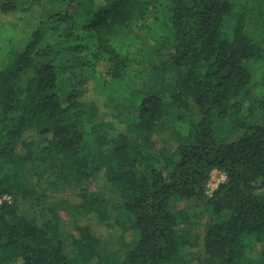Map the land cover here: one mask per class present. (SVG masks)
I'll list each match as a JSON object with an SVG mask.
<instances>
[{
  "label": "trees",
  "instance_id": "1",
  "mask_svg": "<svg viewBox=\"0 0 264 264\" xmlns=\"http://www.w3.org/2000/svg\"><path fill=\"white\" fill-rule=\"evenodd\" d=\"M257 64L264 0H0V264H264Z\"/></svg>",
  "mask_w": 264,
  "mask_h": 264
},
{
  "label": "rangeland",
  "instance_id": "2",
  "mask_svg": "<svg viewBox=\"0 0 264 264\" xmlns=\"http://www.w3.org/2000/svg\"><path fill=\"white\" fill-rule=\"evenodd\" d=\"M35 15L31 14L29 20H28V24L31 25V24H34L35 22V18H34ZM2 19H4V21H7L9 18H10V15L8 16H4V17H1ZM10 23V22H8ZM13 24V22H11V25ZM28 26V25H27ZM16 32H19L20 35H24L26 30L22 29V31L20 30H16ZM264 73L263 71V68H262V64H257L256 65V84L258 85L257 88H260L263 81L261 79V76L262 74ZM162 138H166V140L168 142H171V139L168 135H162ZM211 176L215 178V180H217L219 177H220V174H213V172L211 173ZM97 183H103V180L102 179H96ZM214 184L216 183H213L212 186L208 187L207 188V194L210 195L209 193H211V190L213 189V187L215 186ZM94 186L90 184V188H93ZM54 201V200H53ZM196 202H192V206H195L197 204H195ZM186 205V202H181L179 203V206L180 207H184ZM202 212V211H201ZM65 219H68V216H67V212L65 211H62L61 212ZM98 231L100 233H105L106 230H103V229H98ZM195 235H197V238H196V241L198 242L197 245H195L194 247L191 248V250L193 251H196L198 253V250H200L201 248V245H202V239H203V235H204V227L201 226L198 230L195 231ZM101 247L103 249L104 252H109V253H112L113 251H115L118 247H119V243L117 241V238L113 235V234H108V235H105L103 236L102 238V244H101ZM195 264H197V262H195Z\"/></svg>",
  "mask_w": 264,
  "mask_h": 264
},
{
  "label": "built area",
  "instance_id": "3",
  "mask_svg": "<svg viewBox=\"0 0 264 264\" xmlns=\"http://www.w3.org/2000/svg\"><path fill=\"white\" fill-rule=\"evenodd\" d=\"M212 172L213 174H220V177L217 180H215V178L211 176L208 182V187L212 186L213 183H216V184H214L215 186L213 187V189L211 190V193L209 194H212L213 191L219 186V184L226 179V174L224 172H221L218 169H214Z\"/></svg>",
  "mask_w": 264,
  "mask_h": 264
}]
</instances>
